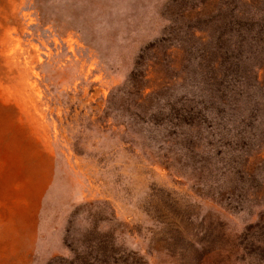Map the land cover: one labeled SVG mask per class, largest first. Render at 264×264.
<instances>
[{"label":"rangeland","instance_id":"374dc122","mask_svg":"<svg viewBox=\"0 0 264 264\" xmlns=\"http://www.w3.org/2000/svg\"><path fill=\"white\" fill-rule=\"evenodd\" d=\"M0 264H264V0H0Z\"/></svg>","mask_w":264,"mask_h":264}]
</instances>
